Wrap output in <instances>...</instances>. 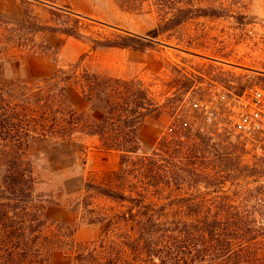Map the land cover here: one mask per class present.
Here are the masks:
<instances>
[{
    "label": "trees",
    "instance_id": "trees-1",
    "mask_svg": "<svg viewBox=\"0 0 264 264\" xmlns=\"http://www.w3.org/2000/svg\"><path fill=\"white\" fill-rule=\"evenodd\" d=\"M54 1L59 0H20L18 21L0 12V264H54V251L75 247V228L46 219L51 206L69 208L101 227V239L80 245L73 264H264V230L241 202L218 195L241 171L238 161L227 165L238 157L218 151L208 135L195 141L177 131L151 155H139L140 131L165 112L150 85L93 70L82 60L36 84L14 75V61L47 52L40 35L80 36V21L70 12L50 8L47 21L32 13L34 2ZM115 1L130 13L155 10L159 34L196 18H248L240 11L245 0ZM93 42L94 49L152 46L132 35ZM69 87L79 92L80 109L70 103ZM35 138L96 139L101 149L121 154V166L82 178L79 190L64 198L62 191L44 188L28 153ZM215 156L223 167L212 165ZM203 185L208 192L200 190Z\"/></svg>",
    "mask_w": 264,
    "mask_h": 264
},
{
    "label": "rangeland",
    "instance_id": "rangeland-1",
    "mask_svg": "<svg viewBox=\"0 0 264 264\" xmlns=\"http://www.w3.org/2000/svg\"><path fill=\"white\" fill-rule=\"evenodd\" d=\"M54 3L45 6L34 2L32 13L47 21L51 18L50 8L62 14L70 12L73 19L80 21V36L51 32L40 35L39 41L46 45L47 52L14 61L11 65L14 75L36 84L52 77L59 68L82 60L93 70L120 78L142 79L160 97L165 112L149 119L140 131L139 155H151L165 136L176 131L195 141L197 136L208 135L214 145H219L218 151L226 150L233 158H239L225 160L227 165L234 161L241 164V171L234 173L238 179L228 178L218 195L230 196L236 204L241 202L245 213L264 230V157L254 151L248 139L234 131L238 97L247 88H264V0H245V8L240 11L248 18L243 22L233 17L196 18L164 34L158 33L161 17L153 9L130 13L115 0ZM0 12L18 21L23 16V5L20 0H0ZM127 35L146 38L152 46L144 50L94 49L95 40H115ZM214 95L226 97L212 104ZM67 97L73 107L83 106L75 88H68ZM198 103L199 107L215 108L213 122H206L204 110L194 106ZM28 153L46 182L44 188L62 191L64 198L79 190L82 178H99L116 171L122 161L120 153L101 149L92 138L73 141L35 138L29 143ZM210 160L215 167H223L224 161L218 157ZM200 190L208 192L204 185ZM45 217L50 223L75 228V247L54 251V264H73L80 245L101 239L99 225L83 222L69 208L48 207Z\"/></svg>",
    "mask_w": 264,
    "mask_h": 264
},
{
    "label": "built area",
    "instance_id": "built-area-1",
    "mask_svg": "<svg viewBox=\"0 0 264 264\" xmlns=\"http://www.w3.org/2000/svg\"><path fill=\"white\" fill-rule=\"evenodd\" d=\"M225 97V95H214L211 103H218ZM238 100L239 113L234 122V131L248 139L251 142L249 145L254 147V151L264 157V88L258 86L247 88L242 96L238 97ZM194 106L204 110L206 122L211 123L215 120L214 107L210 108L208 105L205 108L199 107L201 106L199 103Z\"/></svg>",
    "mask_w": 264,
    "mask_h": 264
}]
</instances>
